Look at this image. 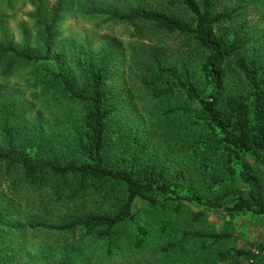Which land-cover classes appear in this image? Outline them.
<instances>
[{
  "label": "trees",
  "instance_id": "trees-1",
  "mask_svg": "<svg viewBox=\"0 0 264 264\" xmlns=\"http://www.w3.org/2000/svg\"><path fill=\"white\" fill-rule=\"evenodd\" d=\"M167 1L164 8L137 4L126 14H111L116 20L151 24L185 37L187 46L178 54H168L159 44L141 49L139 79L152 102L142 108L148 121L134 113L123 120L129 110L126 104L120 110L121 94L109 86L112 74L106 54L92 58L74 54L80 83L66 72L64 57L53 46L66 0H57L49 15L38 18L45 35L43 53L31 50L27 29L22 47L1 30L5 75L24 62L45 64L40 75L43 92L61 94L67 102L85 104V109L67 116L57 131L43 130L42 138L28 135L30 110L0 85V174L11 175L14 187L7 201L0 193V203H5L0 207V226L20 213L16 200L23 188L50 190L58 200L73 201L90 182L99 184L98 194L105 191L104 200L106 193L112 198L120 190L123 195L106 210L71 213L57 224L28 220V227L80 231L107 241L110 253L121 226L136 221V200L162 211L175 203V209L195 203L264 217V180L243 159L252 156L264 170V30L246 18L250 5L264 0H235L225 8H217V0ZM43 4L44 0L34 1L36 15L42 16ZM109 182L112 186L106 192ZM201 214L194 213L192 221ZM167 225L168 233L170 222ZM23 227L26 224L5 225ZM176 231L175 238L162 245L164 254L172 250L184 255L198 244L199 251L206 252L204 259L185 264H264V242L220 248L228 242V232ZM149 233L147 226L138 224L135 246L150 242ZM75 253L76 246L68 249L59 264H75Z\"/></svg>",
  "mask_w": 264,
  "mask_h": 264
},
{
  "label": "rangeland",
  "instance_id": "rangeland-1",
  "mask_svg": "<svg viewBox=\"0 0 264 264\" xmlns=\"http://www.w3.org/2000/svg\"><path fill=\"white\" fill-rule=\"evenodd\" d=\"M34 1L0 0V32L2 29L8 31L13 41L22 47L25 45L24 29H27L29 47L34 53H43L45 35L38 18L44 19V16L49 15L57 0H44L42 16L36 15ZM234 2L235 0H217L216 7L225 8L232 6ZM137 4L150 8H164L169 3L167 0H66L56 28L53 46L57 53L63 55L62 62L66 66V72L77 83L82 81V77L76 67L77 63L72 59L74 54H84L86 58L106 54V60H110L109 70L112 74L109 86L121 94L120 110L125 108V104L129 110V115H125L123 120L134 113L140 121H148V114L143 112L142 108L152 102L139 79L141 65L139 58L143 55L141 49L143 46L159 44L168 54L173 55L183 52L187 43L184 41L185 37L162 32L151 24L144 25L140 22L112 18V12L126 14L129 7ZM249 8L246 18L250 20L251 25L262 32L264 3L256 6L251 4ZM3 66L4 62L0 60V85H5L7 93L18 99L24 108L30 110L26 119L29 123L25 130L26 134H37L42 138L43 130L49 134L55 129L57 131L67 116L79 115L85 109V104L67 102L61 94H57L56 97L54 94L43 92L40 75L45 70V64L24 62L7 75L2 71ZM243 159L254 165L255 171L264 180V170L254 158L244 156ZM11 177L0 174V193L5 195L6 201L14 188ZM98 186L99 184L90 182L85 191L73 201L58 200L57 197L50 195V190L42 189L38 192L35 187L23 188L20 193L21 199L19 197L16 200L20 213L16 214V217L14 215V218L12 215V219L0 226L2 228L0 229V262L59 264L61 257L74 246L77 251L75 264H175L174 261L185 264L195 259H204L206 252L199 251L200 244L191 247L184 255L172 254V250L167 254L161 251L163 244L175 238L176 230L183 228L207 233L228 232L230 238L225 245H220V248H248L251 242H264L263 216L249 212L232 214L227 211H216L195 203H185L186 206L179 209H175V203L172 208L162 211L151 208L143 200H136L133 205L136 221L121 226L119 234L111 245L110 253H108L107 241L84 236L80 231L70 234L46 228L28 227L27 224L32 220L57 224L61 222L63 216L71 213L87 212L89 209L106 210L112 202L118 200L117 196L123 195L120 190L114 191L115 195L112 198L106 193L104 200L105 191L98 194L97 192L100 191L97 190ZM111 186V182L106 184V192ZM4 205V202L0 203V207ZM199 212L202 213L200 219L193 222V214ZM168 222L170 226L167 233L164 229L168 226ZM10 223H24L27 227L5 228V225ZM138 224L147 226L150 230L148 235L150 242L140 247L135 246Z\"/></svg>",
  "mask_w": 264,
  "mask_h": 264
}]
</instances>
